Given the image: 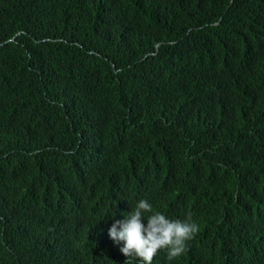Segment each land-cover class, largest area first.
Masks as SVG:
<instances>
[{"label": "trees", "instance_id": "obj_1", "mask_svg": "<svg viewBox=\"0 0 264 264\" xmlns=\"http://www.w3.org/2000/svg\"><path fill=\"white\" fill-rule=\"evenodd\" d=\"M230 3L0 0V264H125L100 233L150 193L263 223L264 0Z\"/></svg>", "mask_w": 264, "mask_h": 264}, {"label": "clouds", "instance_id": "obj_2", "mask_svg": "<svg viewBox=\"0 0 264 264\" xmlns=\"http://www.w3.org/2000/svg\"><path fill=\"white\" fill-rule=\"evenodd\" d=\"M152 197L150 193L149 198L140 199L124 219L105 223L100 233L101 253L109 254L107 247H112L127 258L125 264H155L161 252L165 253L161 257L164 264L186 256L189 264L223 260L226 264H264V221L251 229L242 209L223 203H214L198 215L187 211L171 217L173 214L158 208ZM233 247L237 253L225 255ZM216 255L223 258L215 261Z\"/></svg>", "mask_w": 264, "mask_h": 264}]
</instances>
